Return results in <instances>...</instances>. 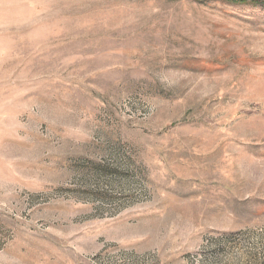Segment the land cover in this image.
<instances>
[{
    "label": "rangeland",
    "instance_id": "obj_1",
    "mask_svg": "<svg viewBox=\"0 0 264 264\" xmlns=\"http://www.w3.org/2000/svg\"><path fill=\"white\" fill-rule=\"evenodd\" d=\"M0 0V264H264V3Z\"/></svg>",
    "mask_w": 264,
    "mask_h": 264
},
{
    "label": "trees",
    "instance_id": "obj_2",
    "mask_svg": "<svg viewBox=\"0 0 264 264\" xmlns=\"http://www.w3.org/2000/svg\"><path fill=\"white\" fill-rule=\"evenodd\" d=\"M216 1H220V2H226V3H230V4H243L245 3V0H216ZM251 3H254V4H258L260 3V5H262V3L264 2H251Z\"/></svg>",
    "mask_w": 264,
    "mask_h": 264
}]
</instances>
